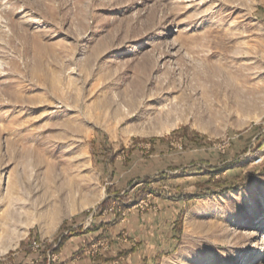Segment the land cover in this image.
<instances>
[{
    "label": "rangeland",
    "instance_id": "1",
    "mask_svg": "<svg viewBox=\"0 0 264 264\" xmlns=\"http://www.w3.org/2000/svg\"><path fill=\"white\" fill-rule=\"evenodd\" d=\"M263 132L264 0H0V263L131 264L112 248L135 247L124 226L166 199L175 234L142 264H264V176L166 197L205 179L172 166L260 169ZM160 168L143 196L136 179ZM112 185L122 202L95 217ZM78 225L99 238L59 263L48 246Z\"/></svg>",
    "mask_w": 264,
    "mask_h": 264
},
{
    "label": "trees",
    "instance_id": "2",
    "mask_svg": "<svg viewBox=\"0 0 264 264\" xmlns=\"http://www.w3.org/2000/svg\"><path fill=\"white\" fill-rule=\"evenodd\" d=\"M185 130L186 129L183 128L182 133L184 135H187L185 133ZM196 135H194V136H196ZM263 146H264V132L259 134L255 138L254 143H253V151L259 150V149L263 148ZM103 149H104L103 150L104 153H106L108 151L113 152L112 149H110V148L105 149V147H104ZM127 149L129 151L130 147H128ZM119 154H120V152L114 151L113 153L108 155L106 159H108L109 163L114 164L115 160L117 159ZM196 164L197 163H191V164L180 165V166H172L173 169H170V171H173V170L177 171L180 169V171L182 173H186V172L197 170V171L203 173V175L205 176V179L196 181L194 183L195 189L192 192H186V191L178 190L177 193H174L172 195L166 194V197H168L174 201L185 202L186 200H191V199H194L197 197L219 195L221 193H225V192H228V191L233 190L235 188H238V187L244 185L245 183L254 182L256 180V176L258 174L260 176H264V158L262 161V165L260 166V169L248 170L245 173H238L236 175H233L232 177H223V176H221V172L223 170L230 168L234 163L229 162V163L225 164V167H223V168H218L216 165H213L210 163L199 162L198 167H196L197 166ZM201 165H204V166L202 167ZM167 174H168L167 170H162L160 172H157L154 175H144L143 177L136 179L137 182L135 180H133L132 183L136 182L137 184H140V186H141L140 190L142 191V195L144 196L148 189H151V191L154 190V187H152V185H151L153 182L166 179ZM109 190H110V187L106 186L107 197L95 209L94 214H93L95 217H98L101 214V211L103 209H106L112 200L118 199V201H121V199L119 197V196H122V195H120L121 191L116 190V192L114 193L115 197H111ZM125 194H126V191H124L123 195H125ZM159 195H161V194H159ZM120 210H121V208H120ZM113 215H114L113 218H115V219L120 216V213H119V211H117L116 208H115V212L113 213ZM101 223H102V221H101ZM108 223H110V222H108ZM92 229H94V227H87L86 229L83 230V227L81 225H78L75 227H70L66 234L58 233L54 239V243H51L48 246L49 253H57L67 237L75 235V234H79L85 230L89 231ZM176 230H177V232L180 231L179 228ZM96 238H99V236H97ZM133 250H134V248L132 247L130 249H126V250L122 251L121 254H127ZM28 252H29V249L27 250V253ZM43 252H44V250H43ZM49 253H48V255H49ZM158 256L160 257V255H158ZM42 262L43 263L47 262L45 256H44ZM48 264H56V263H55V260L53 262L51 260H49Z\"/></svg>",
    "mask_w": 264,
    "mask_h": 264
},
{
    "label": "crops",
    "instance_id": "3",
    "mask_svg": "<svg viewBox=\"0 0 264 264\" xmlns=\"http://www.w3.org/2000/svg\"><path fill=\"white\" fill-rule=\"evenodd\" d=\"M146 165L149 166L148 163H146ZM167 165H170V163H166L165 167ZM163 168H160L159 171L155 172V174L157 172L164 170ZM141 175L144 176L150 174H148V171H146V172H142ZM125 186L126 185H112V187L115 188L116 190L122 189ZM159 202L160 203L162 202V206L161 208L159 207L157 212L145 214L142 215L141 217H134L133 220L127 222V224L124 226L125 230L127 231L128 235L134 236L133 239H135L137 245L135 244L136 246L133 247L134 250L127 254H121V252L126 249L132 248L129 244L123 245V247H121L122 249L120 248V250H117L115 249V247H113L112 251L116 252L113 255L114 257H118L119 255V257L125 258L127 263L131 262V264H142L145 259H146L145 262H148L147 254L151 250L152 251L155 250L154 252L156 255L157 252L158 253L162 252L163 242L170 239L175 234L173 228H174V221L177 214V210L175 209V206L173 205L172 201L170 202V201H166V199H163L161 201L159 200ZM95 234H96L95 231L93 232V230H89V231H83L80 233V235L77 236L73 235L67 237L57 252V254L59 255L58 258L59 263L62 261V259L60 258L66 257L65 255L69 253L75 254L77 252L80 255L81 254L86 255V253L88 252L87 249H89L88 244L94 238H96ZM85 244L86 247L84 248ZM19 252L18 254H20ZM16 253H13L12 255L14 256ZM11 258L15 261L16 264L27 263V260L28 258H31V255L25 256L23 252V255L14 258L11 257ZM113 262H117V260L114 259ZM55 263L58 264L57 262ZM0 264H5V263H0Z\"/></svg>",
    "mask_w": 264,
    "mask_h": 264
},
{
    "label": "built area",
    "instance_id": "4",
    "mask_svg": "<svg viewBox=\"0 0 264 264\" xmlns=\"http://www.w3.org/2000/svg\"><path fill=\"white\" fill-rule=\"evenodd\" d=\"M30 246L35 250V248H38L40 245L36 244V240H34ZM49 260H50V258L48 259V261ZM30 263L33 264V262H30Z\"/></svg>",
    "mask_w": 264,
    "mask_h": 264
},
{
    "label": "bare ground",
    "instance_id": "5",
    "mask_svg": "<svg viewBox=\"0 0 264 264\" xmlns=\"http://www.w3.org/2000/svg\"><path fill=\"white\" fill-rule=\"evenodd\" d=\"M256 220H257V222H255V225H256V224H259L260 221H261V219H256ZM256 220H255V221H256Z\"/></svg>",
    "mask_w": 264,
    "mask_h": 264
}]
</instances>
